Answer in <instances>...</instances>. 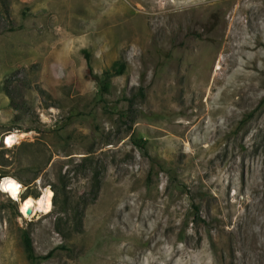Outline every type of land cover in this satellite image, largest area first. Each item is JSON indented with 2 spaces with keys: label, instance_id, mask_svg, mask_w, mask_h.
Instances as JSON below:
<instances>
[{
  "label": "rangeland",
  "instance_id": "374dc122",
  "mask_svg": "<svg viewBox=\"0 0 264 264\" xmlns=\"http://www.w3.org/2000/svg\"><path fill=\"white\" fill-rule=\"evenodd\" d=\"M2 174L0 264H264V0H0Z\"/></svg>",
  "mask_w": 264,
  "mask_h": 264
},
{
  "label": "bare ground",
  "instance_id": "6f19581e",
  "mask_svg": "<svg viewBox=\"0 0 264 264\" xmlns=\"http://www.w3.org/2000/svg\"><path fill=\"white\" fill-rule=\"evenodd\" d=\"M218 69H221V66H219ZM18 137L17 134L8 136L6 143L8 145H13L18 142ZM1 189L8 193L10 197L21 203L22 212L29 218L36 215L37 212H48L53 207L54 192L51 188H45L42 196L37 199L33 197L22 199L21 193L23 187L21 183L13 177H5L1 181ZM30 208L32 209V214H28V209Z\"/></svg>",
  "mask_w": 264,
  "mask_h": 264
},
{
  "label": "trees",
  "instance_id": "16d2710c",
  "mask_svg": "<svg viewBox=\"0 0 264 264\" xmlns=\"http://www.w3.org/2000/svg\"><path fill=\"white\" fill-rule=\"evenodd\" d=\"M85 54H86V57L88 59L89 67L92 69L90 54H89L88 51H85ZM123 71H124V65L122 63H117V64H115V66H114L112 71H107L106 72V76L109 79V77H111L113 75H121V74H123ZM104 88L105 89L108 88V84L107 83L104 84ZM8 176H9L8 174H2L0 176V178H5V177H8ZM54 191H55V195H57V190L55 188H54ZM34 197L37 199L38 197H40V193L35 194ZM25 198H27V197H23L22 199H25ZM194 208L199 213V210H200L199 206L195 205ZM23 242H24L25 251H26V254H27V257L29 258V260L36 261L39 258L46 259V258L49 257V256L40 257V256H38L36 254V250H35V247H34L33 239H32V236H31L30 233H28V232L24 233Z\"/></svg>",
  "mask_w": 264,
  "mask_h": 264
},
{
  "label": "water",
  "instance_id": "95a60500",
  "mask_svg": "<svg viewBox=\"0 0 264 264\" xmlns=\"http://www.w3.org/2000/svg\"><path fill=\"white\" fill-rule=\"evenodd\" d=\"M28 214H32V209H28Z\"/></svg>",
  "mask_w": 264,
  "mask_h": 264
}]
</instances>
